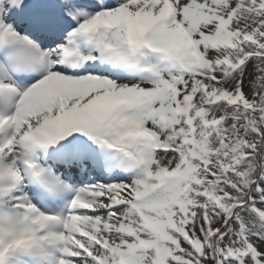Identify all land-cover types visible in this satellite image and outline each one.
<instances>
[{"label":"snow or ice","instance_id":"6c2138e0","mask_svg":"<svg viewBox=\"0 0 264 264\" xmlns=\"http://www.w3.org/2000/svg\"><path fill=\"white\" fill-rule=\"evenodd\" d=\"M0 264H264V0H0Z\"/></svg>","mask_w":264,"mask_h":264}]
</instances>
